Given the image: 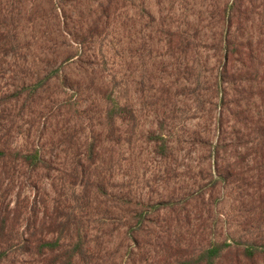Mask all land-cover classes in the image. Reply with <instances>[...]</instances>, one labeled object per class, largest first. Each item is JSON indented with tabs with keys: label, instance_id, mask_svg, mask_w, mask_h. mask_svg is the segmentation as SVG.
I'll return each mask as SVG.
<instances>
[{
	"label": "rangeland",
	"instance_id": "rangeland-1",
	"mask_svg": "<svg viewBox=\"0 0 264 264\" xmlns=\"http://www.w3.org/2000/svg\"><path fill=\"white\" fill-rule=\"evenodd\" d=\"M50 1H21L25 11L36 8L35 19L41 22V25L25 22L21 39V52L26 53V61L38 68L41 63L35 57L42 52L46 53L45 62L53 61L59 55L75 53L83 35L82 29L96 15V0ZM219 1L225 3L227 0H120L117 16L111 20L106 31L83 47L85 56L100 58L95 61L98 73H84L76 62L63 69L69 86L77 89L75 82L82 84L77 98L72 90L63 89L69 102L79 99L81 105V109L78 108L80 115L69 117L66 125L70 133H76L80 144L92 133L101 134L106 127L99 125L97 111L93 110L96 107L99 109L102 104V82H108L119 101L134 110V122L118 121L112 139L101 146L100 162L108 182L106 187L109 192L113 191L118 208L112 203L105 204L103 199L94 201L92 196L82 199V189L73 187L66 174L54 171H51V180L42 177L44 194L25 189L21 198L39 201L43 195L49 207L56 205L52 200L58 198L61 206L57 207L63 212L64 206L72 205L80 210L86 208L93 214L106 211L124 218L127 211L138 208L139 203L176 199L187 186L192 188L194 179L201 184V178H207V173L216 166L213 156L209 158L205 150L222 139L225 140L226 151L221 156L223 162L219 161L221 173L225 172L223 166L240 171L242 166L256 168L264 163V158L260 159L258 155L256 161L259 164L252 162L255 160L252 157L264 146V137L257 134L258 126H252L247 121V115H252L255 121L264 123V0H243L244 30L241 33L244 37V66L233 63L244 77V125L249 127L247 131L244 129V143L235 141V131L240 125L229 114L234 110L227 103L234 94L233 83H220L221 88L227 91L225 97L215 85L222 65L220 56L223 52L218 39L221 26L210 21L209 17L213 5ZM19 7L18 3L13 6L16 10ZM185 24L203 26V29L186 34L198 45L191 44L186 49L167 46L168 27L174 31L184 30ZM215 39L216 42L213 41ZM91 61L94 62L93 59ZM226 106L231 109L226 110ZM218 128H222L219 133ZM59 130L60 126L58 133ZM152 132L169 134L170 146L174 150L172 159L162 160L153 153L151 144L146 142V136ZM57 138L60 148H65L66 141L60 136ZM206 141L210 145L203 144ZM22 142L26 144L24 140ZM60 153V158L55 161L61 164L67 157L64 151ZM238 157H244V164L238 163ZM66 168L65 165L56 167L60 170ZM166 170H176L180 177L172 175L168 179ZM232 181L233 178L229 182L221 181L214 188L211 192L213 211L206 215L202 210V215L203 218L210 216L208 224L215 222L219 239L234 236L241 241L248 240L250 234L244 231L246 223L242 213L250 204L242 198L243 184ZM202 192L208 194L210 189L205 187ZM165 216L161 213L160 218L163 220ZM162 224L157 219L149 226ZM124 231L122 228L112 235L102 236L103 245L100 243L98 246V241L89 243L90 253L98 250L99 264H164V255L156 254L154 246L142 243L136 251L130 238L124 236ZM91 234L94 236L95 230Z\"/></svg>",
	"mask_w": 264,
	"mask_h": 264
},
{
	"label": "trees",
	"instance_id": "trees-1",
	"mask_svg": "<svg viewBox=\"0 0 264 264\" xmlns=\"http://www.w3.org/2000/svg\"><path fill=\"white\" fill-rule=\"evenodd\" d=\"M21 1L0 0V264H99L98 250L90 253L89 243L98 241V246L100 243L103 245L102 236L112 235L122 228L136 251L142 243L154 246L156 254L164 255V264H264V163L256 168L242 166L240 171L223 166L225 172L221 173L219 161L226 151L224 139L205 150L209 158L213 156L216 166L207 173V178H201V184L194 179L192 188L187 186L176 199L139 203L138 208L128 210L124 218L106 211L93 214V211L80 210L71 204L64 206L63 212L57 207L61 206L58 198L52 200L56 205L49 207L43 195L39 201L21 198L25 189L44 194L42 177L51 180V171H54L66 174L73 187L81 188L82 199L92 196L94 201L103 199L105 204L112 203L118 208L113 191L109 192L106 187L108 182L100 162L101 146L112 139L118 121L133 123L135 120L134 110L119 101L108 82H102L101 107L93 108L97 111L99 125L106 126L102 133H92L82 145L76 133H70L66 126L69 117L80 115L78 108L81 109V105L79 99L69 102L63 89L72 90L77 98L82 84L75 82L77 89L69 86L63 69L76 62L84 73H98L95 61L100 58L85 56L83 47L106 31L117 16L120 0H96V15L82 29L81 44L78 42L76 52L59 55L49 62L44 61L46 53L42 52L35 57L41 63L39 68L26 61V53L21 52V39L25 22L34 25H41V22L35 19L36 8L25 11ZM16 3L20 4L19 10L13 8ZM210 15V21L221 26L218 39L223 52L215 85L225 97L227 91L221 88L220 83H233L234 94L227 103L234 110L229 114L240 125L235 131V141L244 143V129L247 131L248 127L244 125V77L233 64L244 66L243 0L216 2ZM52 17L55 19L54 14ZM184 27V30L176 31L168 27L167 46L186 49L191 44L198 45L186 34L203 29V26L185 24ZM226 107L228 111L231 109ZM255 120L254 116L247 115L248 123L258 126L257 134L264 137V123ZM221 129L218 128V133ZM57 136L66 141L65 148H60ZM23 140L26 144H21ZM146 142L151 144L153 153L160 159H172L174 150L170 146L169 134L152 132L146 136ZM203 144L210 145V142ZM259 150L252 157L255 159L252 162L257 165L256 156L264 158V146ZM61 151L67 159L64 158V163L60 164L55 160L60 158ZM238 158V163L244 164V157ZM64 165L67 167L65 170L56 169ZM175 172L166 170L168 179L172 175L180 177ZM232 178L233 183L243 184L241 196L250 204L242 213L246 223L244 231L250 234L248 240L241 241L234 236L219 239L215 222L208 224L210 216L203 218L202 215V210L206 215L213 211L211 192L214 188L221 181L229 182ZM205 187L210 189V193L202 192ZM51 188L55 190L54 185ZM161 213L166 214L163 220ZM153 217L160 220L162 226H149L155 221ZM105 227L108 229L104 230Z\"/></svg>",
	"mask_w": 264,
	"mask_h": 264
}]
</instances>
